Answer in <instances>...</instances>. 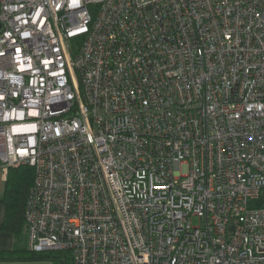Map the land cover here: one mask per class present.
I'll list each match as a JSON object with an SVG mask.
<instances>
[{"label": "built area", "instance_id": "2783aa9c", "mask_svg": "<svg viewBox=\"0 0 264 264\" xmlns=\"http://www.w3.org/2000/svg\"><path fill=\"white\" fill-rule=\"evenodd\" d=\"M24 163L32 250L264 264V0H0V167Z\"/></svg>", "mask_w": 264, "mask_h": 264}, {"label": "trees", "instance_id": "16d2710c", "mask_svg": "<svg viewBox=\"0 0 264 264\" xmlns=\"http://www.w3.org/2000/svg\"><path fill=\"white\" fill-rule=\"evenodd\" d=\"M34 179V169L29 164L10 166L5 178V191L1 200L6 207L3 227L19 233L25 224V209L28 192ZM0 258L5 259H44L50 258L57 264H73L69 250L52 249L35 251L28 246L10 250H0Z\"/></svg>", "mask_w": 264, "mask_h": 264}, {"label": "crops", "instance_id": "0c3cea01", "mask_svg": "<svg viewBox=\"0 0 264 264\" xmlns=\"http://www.w3.org/2000/svg\"><path fill=\"white\" fill-rule=\"evenodd\" d=\"M2 169V167H0ZM2 172V179L5 181V178L7 176V173H4L3 169ZM5 189L3 192H0V250H10L16 247H24L27 246V224L25 220V224L23 226V229L16 233L12 229H6L3 227V221L5 219L6 215V207L4 202L1 200V197L4 194ZM24 234L23 237H21V234ZM0 264H57L56 261L50 258H44V259H3L0 258Z\"/></svg>", "mask_w": 264, "mask_h": 264}, {"label": "rangeland", "instance_id": "374dc122", "mask_svg": "<svg viewBox=\"0 0 264 264\" xmlns=\"http://www.w3.org/2000/svg\"><path fill=\"white\" fill-rule=\"evenodd\" d=\"M1 170H2V169L0 168V192H3V190L5 189V181H3V179H2L3 175H2ZM193 221H194V223H199L197 217H194V218H193ZM23 236H24V234L22 233V234H21V237H23Z\"/></svg>", "mask_w": 264, "mask_h": 264}]
</instances>
